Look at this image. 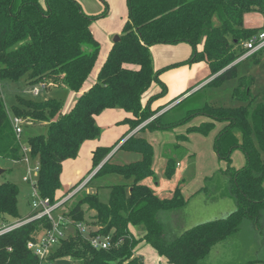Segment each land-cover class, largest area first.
Listing matches in <instances>:
<instances>
[{"label":"trees","instance_id":"trees-1","mask_svg":"<svg viewBox=\"0 0 264 264\" xmlns=\"http://www.w3.org/2000/svg\"><path fill=\"white\" fill-rule=\"evenodd\" d=\"M126 5L128 18L119 40L110 48L95 82L68 112L62 113V101L56 98L35 101L17 97L10 115L0 92V160L14 164L24 157L11 125L12 116L22 118L26 124H44L45 133L28 138L25 145L31 160L39 164L36 188L40 197L56 203L65 197L56 198L61 187L62 163L75 159L83 142L100 137L95 117L106 109L130 113L133 120L123 121L128 131L122 138L110 147H97L92 152L88 175L95 172L84 188L108 176L121 177L122 183L104 187L109 189L106 202H101L95 192L66 210V218L88 227V236L75 229L73 234L59 241L46 260L53 264L70 260L75 264H144L134 254L138 243L144 241L168 264H202L217 245L228 242L231 247L233 243L229 240L241 234L243 224L257 226L264 218V89L253 97L254 78L238 76L239 65L251 56L238 61L247 52L243 44L264 31V26L245 28L244 16L264 15V0H126ZM104 15L105 12L96 16L84 14L76 0H0V80L24 79L28 87L44 82L45 88L80 92L100 50L90 25ZM214 18L218 19V26H214ZM180 43L190 45V57L155 69L151 47ZM262 51L264 49L252 55ZM200 62L208 66L209 77L214 76L205 87L216 88L222 83L236 81L232 100L237 105L196 109L197 113H204L212 120L226 122L214 147L219 159L227 164L220 173L227 177L228 193L235 209L221 219L176 233L165 216L184 209L187 201L178 188L170 198L161 199L144 183L153 177V150L138 134L146 129L162 131L177 125L176 121L160 122L171 109L150 120L162 109H151L152 103L167 93L159 76L168 70ZM153 83L159 84L160 92L143 105L142 96ZM256 97L259 102L252 107ZM213 126L209 121L190 130L205 133ZM235 130L240 139L235 136ZM116 146V151L139 153L141 160L129 165L113 164L111 158L105 160ZM235 149L241 150L245 157V165L237 170L230 166V156ZM173 168V162L168 160L165 175L170 176ZM82 181L83 178L67 193ZM18 194L15 184H0L1 219L20 218ZM86 211L95 213L93 227L85 221ZM50 226L45 217H40L1 235L0 264H39L27 244L34 242ZM130 226L141 228L143 236L135 238L129 231ZM95 235L110 236L112 246L107 250L93 249L88 239ZM119 241L121 243L115 245ZM234 252L231 262L239 264L233 261ZM242 264H264V258H248Z\"/></svg>","mask_w":264,"mask_h":264},{"label":"rangeland","instance_id":"rangeland-1","mask_svg":"<svg viewBox=\"0 0 264 264\" xmlns=\"http://www.w3.org/2000/svg\"><path fill=\"white\" fill-rule=\"evenodd\" d=\"M122 11L123 8L120 11H116V14L111 15L109 20L113 21L114 23L118 21L119 16L122 15ZM213 24L214 26L219 25V21L217 18H214ZM256 24H262V26H264V15H250V17L245 19L244 22V25L247 27ZM180 44L186 45L189 50H191L189 44ZM158 46L162 47L160 49H154L152 51L150 49L154 67L155 65H158V63L159 65L163 63V59L169 56L170 54H174L173 51H168V49L163 47L169 45L160 44ZM183 53L184 52H182L181 54ZM187 57H189V54ZM97 59L95 64L98 62ZM238 61H236V63ZM95 64L92 68V71H94L96 67ZM90 74L87 78V82L90 81L92 78V75ZM243 75L254 78V83L251 87V93L252 96L255 97L256 94H258L264 89V51L256 55H251L248 59H246L239 65L238 76ZM213 77L214 76H212V79ZM235 86L236 81L222 83L216 88H213L211 86L204 87L200 91H196V93L193 92L194 94L191 93L192 95L190 94V97L187 100L172 108L181 101V98L183 100L187 97H184L186 94L178 96L173 103L165 107L166 109L159 106L158 108H162L161 111H159L156 115L153 116L154 119L157 115L162 114V111L164 109V112L171 109L162 116L160 122L162 124H165L172 121H176L178 122L176 126L162 131L146 129L138 134V137H141L145 141H147L152 146L153 150V177L148 178L144 183L149 188H151L159 198H170L173 195L174 191L178 188L184 200H191L190 202L192 203V205L194 204L193 202L196 200H233V198L228 193L227 183L220 173V171L225 170L227 164L225 161L219 159V156L215 151L214 147L216 137L218 136L221 129H223V127L226 125V122L212 120L204 113H197L198 111L196 109L202 108L204 106L218 108L237 105V103L232 100V91ZM153 88H157L160 90V86L158 83H153ZM151 91L152 90L144 93L142 99L147 98ZM0 92L5 107L10 115L12 107L16 104L17 97L35 101H43L48 98H56L62 101V109H64L67 108V105H69L72 101L71 94H73L72 91H69L64 88L47 86L45 89L40 91V94L38 96H34L30 93L31 87L27 86L24 79H21L19 81L0 80ZM257 102H259V98L256 97L251 106H255ZM209 121L214 123V126L205 133L190 130V128L192 127L199 126L202 123ZM143 124H141L134 130L140 129L145 125ZM117 126L119 127L122 125L118 124ZM99 128L101 130V134L99 137L101 138V142L105 143V146L114 145L115 142L113 140L114 136L112 132V127L108 128L104 126L101 128L99 126ZM44 133V124L25 123L24 125H22V134L18 139L20 143L25 145L28 138ZM235 133L238 134L239 132L235 130L234 134ZM117 147L118 146H116L106 157L107 159L108 157L113 156L111 159V163L117 165H129L137 163L141 160V155L139 153L124 150H119L116 152ZM230 159V166L235 170L240 169L245 165V157L242 151L239 149H235L232 151ZM168 160H171L173 162L174 167L170 176L165 175ZM34 163L35 161L31 160L30 165L34 167ZM176 163H178L179 165L176 166ZM84 165L85 170L90 168V162L87 158L85 159V161L80 163L81 167H83ZM0 170H2V173H0V184L5 182H11L15 184L19 190L17 206L20 216L19 219H7L6 221L0 218V228H2L7 224L10 225L15 222L25 220L29 215H31L32 208L30 188L27 184L22 182V176L24 174L25 165L23 163L9 164L6 161L0 160ZM67 171L70 172L69 170ZM68 172H65L67 175H63V182L61 181V187L56 194L57 196H59L61 192H65L69 187L68 181L70 180H67ZM83 175L84 178L81 184L85 182L86 185L87 171L84 172ZM122 181V178L118 176H108L92 181L90 184L87 185V187L81 188L74 195L67 198L66 201L62 203V208L59 209L58 213L64 214L66 210H68L70 207H73L86 195L94 194L95 192H98V198L101 202H106L109 196V189L104 187H106L107 185L120 184L122 183ZM81 184H79L71 192L66 193L65 197L60 200H64ZM220 197H224V199H221ZM192 205L190 204L187 206L186 214L192 216L191 219L194 221H199L200 218L211 217L212 215H209V212H214L213 210H215L213 205H211L209 207L210 210L207 213H204V215H198L201 211L197 213L198 208H192ZM83 208L86 210V206H83ZM94 215L95 213L93 211H86L85 213V221L87 222V224L90 225V227H93L92 225L94 224ZM189 216L187 217V221H190ZM261 225L263 226L260 227L261 232L257 231V233L251 234V232L248 230L243 233V230L241 231L239 237H235L231 246V256L234 250V253H236L234 255L235 257H233L234 262L242 264L248 258H253L256 256L260 259L264 258V218L261 221ZM74 230L75 229L73 227H70L67 232L68 235L73 234ZM173 232H175V230H173ZM41 235L42 233L38 235V238H40ZM255 247L256 249H258L259 254H253ZM229 256L230 255L227 250L223 251V253L221 252L220 254L211 253L209 258H211L213 262L210 264H232V262L228 260ZM55 264H75V262L70 260L64 262H56Z\"/></svg>","mask_w":264,"mask_h":264},{"label":"crops","instance_id":"crops-1","mask_svg":"<svg viewBox=\"0 0 264 264\" xmlns=\"http://www.w3.org/2000/svg\"><path fill=\"white\" fill-rule=\"evenodd\" d=\"M76 1L79 3V5L82 9V12L88 16L100 15L103 12H105V15H104V17L93 21L90 25V30L93 34V37L96 39V41H98V43L100 45V52H99L98 59H97L98 62L95 64L96 67H95L94 71H92L90 74V75H92V78L88 82L86 79V81L84 82L80 92H78V93L73 92V94H71L72 101L70 102L69 105H67V108L62 109V113L68 112L73 107L77 98L91 86L90 84H93L95 82L97 73H98L100 67L102 66V64L104 63V61L107 57V54L113 45L112 38L120 35L122 26L127 21V18H128V10H127V5H126V0H76ZM122 8H123V11L121 13L122 15L119 16L118 21H116L115 23L113 21H110L109 20L110 16L116 14V11H120ZM250 15H260V14L251 13V14L245 15L244 19H243V25H244L245 19L250 17ZM244 27L245 28H259V27H262V24L261 25L256 24V25H252L250 27H247L244 25ZM161 47L162 46H158V45L153 46V47H151V51L154 49H160ZM163 47L168 49V51H173L174 54H170L169 56L164 58L163 59L164 62L161 63L160 65H159V63H158V65H155V67H154L155 69H160V68L172 65V64H176V63L185 61L190 57V54H191V50H189V48L184 44H175V45H169V46H163ZM182 52H184V53L181 54ZM188 54H189V57H187ZM241 60H243V59H241ZM129 68H133V67L129 66ZM211 79H212V77H209L208 66L204 62L194 63L191 65H184V66H181L178 68L168 70L159 76V80L167 88V93L164 97L154 101L151 105V109H156L159 106L162 107V106L168 104L171 100L180 96L181 94L186 92L188 89H191V91L189 93H186V95L184 97L189 96L193 92L200 91L201 89H203L205 87V85L208 82H210ZM150 90H152V91L149 94V96L145 99H142V101H141L143 105H145V103L147 102V100L151 96L160 92L159 89L153 88V84L151 85V87L148 91H150ZM180 100H182V98ZM180 100H178V101H180ZM178 101H176V102H178ZM164 110L162 112H164ZM162 112H160V113H162ZM125 119H133V116L130 113H127L121 109H106L100 115L95 117V122L98 125V127L100 126L101 128L104 126H106L108 128L112 127V132H113V136H114L113 140L116 143L128 131V125L123 122ZM152 119H153V117L150 120H152ZM150 120H148L147 122H149ZM118 124H120L122 126L118 127L117 126ZM137 130H133L131 133H129V135L127 137L134 134ZM235 136L238 139H240L239 133L236 134ZM97 147H110V146H105V143L101 142V138H99L97 140L85 141L80 146L78 154H77L75 159H69V160H66L62 163L60 183L63 180V177H64L63 175L66 174L65 172H68L67 170H69L70 172H68V178H67V180H70V181H68L69 187L67 188V190L65 192H61L59 196L56 195V198H59L60 196L65 195L73 186H75L79 182L80 179L84 178L83 177L84 172L87 171V178L86 179L89 178V176L92 174L91 173L88 176V172L90 171V169L92 167V152ZM112 157L113 156L108 157L107 159H109V158L112 159ZM86 158L90 162V168L87 170L84 169L85 165L83 167L80 166V163L85 161ZM178 165L179 164L176 163V166H178ZM221 175L227 183L228 182L227 177L224 176L223 174H221ZM57 192H56V194H57ZM222 196H224V195H222ZM220 198L224 199V197H220ZM190 201L191 200H187V206L190 204L192 205V203ZM193 203L194 204L192 205V208H194V207L198 208L197 213L201 211L198 215H204V213H207L210 210L209 207L211 205H213V207L215 208V210H213L214 212H209L210 213L209 215H212L211 216L212 218L211 217H205V218H200L199 221H194L191 219L192 216H189L186 214L187 206L182 210L170 212L165 216V218H166L168 224L170 225V227L172 228V230H175L176 233H181V232H183V231H185L191 227H194L198 224H201V223H206L209 221L221 219V218L227 216L228 214H230L235 209L234 200H230V199H226V200H207V199H205V200H196ZM188 216H189L191 222L189 220L187 221ZM260 227H263V226L261 224L255 226L253 224L245 223V224H243L241 231L244 230L243 231V233H244L246 230H248L251 232V234L257 233V231H260V229H261ZM129 231L137 239L141 238L144 234V232L141 228H135V227L130 226ZM238 235L240 236V234H238ZM239 236H237V237H239ZM234 239H235V237L229 241H231V243H232L234 241ZM230 248L231 247L228 244V242L224 243V244L217 245L216 247H214L212 249L209 256L203 261L202 264H204V263L210 264L213 262L212 259L209 258L211 253L220 254L221 252L223 253V251H225V250L228 251V253L230 255L228 257L229 258L228 260H230V262H231V260H232L231 257L233 255L231 256ZM134 254L136 256L140 257L144 264H168L164 257L159 256L157 254V252L150 245L145 243L144 241H141L138 243V245L134 249ZM253 254H259L258 249H256V247H255V250L253 251ZM255 258H258V257L256 256ZM258 259H260V258H258ZM232 264H234V263H232Z\"/></svg>","mask_w":264,"mask_h":264},{"label":"built area","instance_id":"built-area-1","mask_svg":"<svg viewBox=\"0 0 264 264\" xmlns=\"http://www.w3.org/2000/svg\"><path fill=\"white\" fill-rule=\"evenodd\" d=\"M243 47L247 50V52L239 60L263 50L264 31H261L248 39L243 44ZM43 89H45V83L40 82L37 85L31 87L30 93L34 96H38L40 91ZM10 121L14 134L17 138H19L22 134V125L25 124V120L20 117L12 116ZM21 146L24 157L19 163H23L25 165L22 182L27 184L30 188L32 213L23 221H18L10 225L7 224L0 228V236L17 229L34 219L45 217L51 224L50 228L46 230L40 238H37L34 242H29L27 244V248L38 259L39 264H53L52 262H47L46 258L50 255L52 249L57 246L59 241L68 235L67 232L70 227L76 229L78 233L88 236V227L84 223H74L70 219L66 218L64 214L58 213L59 209L62 208V203L66 201L67 198L78 192L81 188H84L85 182L82 183L74 192L70 193L64 200H59L56 203L52 204L47 198H41L36 188L39 164L37 161H35L34 167H32L30 165L31 158L29 156L28 148L22 143ZM94 172L89 176L88 179H86V182L91 178ZM88 241L90 246L96 250H107L112 246L110 236L95 235L90 237ZM120 243L121 241L117 242L115 245Z\"/></svg>","mask_w":264,"mask_h":264},{"label":"water","instance_id":"water-1","mask_svg":"<svg viewBox=\"0 0 264 264\" xmlns=\"http://www.w3.org/2000/svg\"><path fill=\"white\" fill-rule=\"evenodd\" d=\"M119 40V37L118 36H115L113 38V43H116L117 41ZM100 167V166H99ZM0 173H2V170H0Z\"/></svg>","mask_w":264,"mask_h":264}]
</instances>
